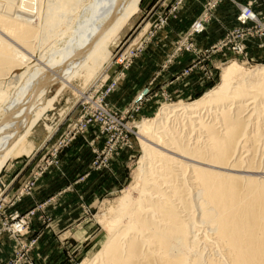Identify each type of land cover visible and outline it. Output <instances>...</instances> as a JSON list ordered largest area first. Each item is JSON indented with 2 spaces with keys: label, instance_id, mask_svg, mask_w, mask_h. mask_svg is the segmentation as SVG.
Segmentation results:
<instances>
[{
  "label": "rangeland",
  "instance_id": "rangeland-1",
  "mask_svg": "<svg viewBox=\"0 0 264 264\" xmlns=\"http://www.w3.org/2000/svg\"><path fill=\"white\" fill-rule=\"evenodd\" d=\"M86 1L81 0V3ZM196 1L201 4L200 10L195 6L188 9L187 5L190 2L195 5ZM209 1L140 0L137 11L109 43V61L106 63V57L95 70L97 72L103 67L96 81L92 76L90 80L86 79L81 73L82 76L73 78L62 90L59 91L60 83L51 88L47 100H54L28 135L24 154L8 160L0 171V193L6 189L1 198L6 201L3 215L10 216L16 212L19 222L25 225L20 233L13 232L14 222H8L7 227L0 229V246L5 241L4 249L0 248V264H44L49 260L51 264L95 262L97 252L112 233L111 226L118 221L122 210L120 205L136 201L143 187L145 177L142 170L148 164L144 160L139 126L150 123L178 105L192 104L215 90L228 66L236 65L240 69L236 76L238 82L248 81L255 70L264 67L262 36L248 37L242 54H235L231 47L216 48L230 31L239 26L237 4L249 5L258 17H264V0H226L208 11ZM66 3L56 1L49 7L48 16L54 17L52 22L46 21L42 14L47 12L41 11L38 14L42 20L37 26V38L29 41L32 48H17L13 42L11 50L8 49L11 54L8 50L6 52L8 56L15 58L16 52L21 51L26 59L33 61L30 51L37 55L52 40H58L59 35L67 33L82 8H75V4L71 8L72 15H65L66 12L61 15L56 10L51 12L57 8L56 4L68 8ZM1 5L0 0V8ZM222 5L228 6L219 15L217 11ZM256 6L261 11H257ZM198 22L203 25V31L193 33L192 27ZM219 23L223 31L217 37L213 31L219 30ZM245 28L254 32V24ZM34 29L36 31V27ZM2 31L0 27V39L6 37ZM42 35L46 37L45 43L44 40L40 43H44L43 49L38 43ZM22 72L21 67H16L14 74ZM165 125L159 127L158 132L163 131ZM50 130L52 132L48 134ZM258 143L257 153L261 154L264 145L260 146V143L264 140ZM258 154L255 153V157L258 156L256 164L260 163L259 167L251 171L264 173V157L258 160L264 153ZM45 176L50 185L37 195V185ZM258 176L255 178H264ZM186 177L181 178L182 182ZM52 205H56L55 209L50 208ZM55 212L59 219L57 222L64 226L52 228ZM195 215L197 219L199 212ZM75 219L76 224L73 222ZM198 224L203 226L200 221ZM1 225L0 219V228ZM76 225L78 229H74ZM197 225L192 231H195L197 242H201L197 243L198 249L194 253H202L204 260L216 258L215 261L221 260L220 263L224 264V252L220 247L217 246L219 250L216 248L213 232L209 231L208 225L204 224V228ZM65 227V231L82 233L77 231V235L72 233L63 242H58L59 252L53 258H38L47 241L41 242L42 230L56 231ZM208 235L211 239L206 237ZM43 238L49 240L52 237ZM55 238L60 241V235Z\"/></svg>",
  "mask_w": 264,
  "mask_h": 264
},
{
  "label": "bare ground",
  "instance_id": "bare-ground-1",
  "mask_svg": "<svg viewBox=\"0 0 264 264\" xmlns=\"http://www.w3.org/2000/svg\"><path fill=\"white\" fill-rule=\"evenodd\" d=\"M1 1L0 27L6 39H0V171L24 154L28 135L54 100H47V94L55 84H61L60 91L79 75L99 78L103 67L95 70L106 57L109 61V43L140 0ZM56 1L69 5L63 10L56 4L51 12L61 15H72L75 4L82 8L70 30L44 49L42 35L38 43L44 40L43 50L29 52L33 61L18 50L15 58L8 56L13 42L17 48H32L29 41L37 38L42 20L38 14L44 10L43 17L52 22L48 12ZM16 67L23 69L20 75L14 74ZM239 70L228 66L215 90L139 126L149 166L142 170L143 187L136 201L122 202L118 221L91 264H221L216 258L204 263L202 253H194L198 239L192 229L199 221L213 232L224 264H264V178H255L264 173L252 172L260 164L256 144L264 140V67L238 82Z\"/></svg>",
  "mask_w": 264,
  "mask_h": 264
},
{
  "label": "built area",
  "instance_id": "built-area-1",
  "mask_svg": "<svg viewBox=\"0 0 264 264\" xmlns=\"http://www.w3.org/2000/svg\"><path fill=\"white\" fill-rule=\"evenodd\" d=\"M226 0H210L208 3V11H211L215 9L220 3ZM239 16L237 18V22L239 23V26L237 29H234L233 32L230 31L228 35L226 36V39L221 41L217 46V50H222L227 47H231L232 51L235 54H242L244 50V41L248 37L258 36V37H264V17H258L252 10L251 6L243 7L242 5H238ZM248 24H254V32H251L250 29L245 28ZM203 31V25L198 23H195L192 27L193 33H201ZM6 189L3 188V191L0 193V219L2 220V225L0 229H3L4 227H7L8 222H14V226L12 227V230L14 233H20L25 225L23 222H19V215L18 213H12L10 216L3 215L4 206L6 204V201L1 200L3 194H5ZM4 221V222H3Z\"/></svg>",
  "mask_w": 264,
  "mask_h": 264
},
{
  "label": "crops",
  "instance_id": "crops-1",
  "mask_svg": "<svg viewBox=\"0 0 264 264\" xmlns=\"http://www.w3.org/2000/svg\"><path fill=\"white\" fill-rule=\"evenodd\" d=\"M259 0H257V2H258ZM196 4L194 5V4H192L191 5V2L189 3L190 5H187L188 6V9L189 8H192V7H196V8H198L199 10H200V6H201V4H199L197 1L195 2ZM187 6H186V9H187ZM228 5H222L219 9H218V14L220 15V14H223V12H225V7H227ZM257 11H261V8H258V6H256V8H255ZM254 9V10H255ZM262 10H264V9H262ZM219 22V21H218ZM219 30H214L213 32H214V34H216L217 35V37H218V35H220V34H222L221 32L223 31L222 29H220V28H222L221 26V24L219 23ZM210 40H214V41H216V39H211L210 38ZM13 175V173L10 175V177ZM72 175V174H71ZM10 177H8V178H10ZM47 182H48V180H47V177L45 176L44 177V179H42V180H40V183L37 185V188H36V192H37V195H41V193L42 192H45L46 190H47V188L49 187V183L47 184ZM52 186H54V185H52ZM12 187V186H11ZM10 190V189H9ZM56 206V205H55ZM55 206L54 205H52L50 208L51 209H55ZM57 212H55V217L53 218V222H52V224H51V226H52V228L53 227H58V226H60V225H62V226H64V224H61V222L60 223H58L57 221L59 220V219H57ZM67 219H69L70 220V218H67ZM75 224H76V219L73 221ZM34 228H36V222L34 221ZM70 225V224H69ZM68 226V225H67ZM79 227L76 225L75 226V228L74 229H78ZM65 229H66V227L65 228H58L56 231L54 230V229H52V230H42V234H43V237H52L51 239H49L48 240V238H40L41 239V242H42V244H43V241H46V239H47V241L45 242V244L43 245L44 246V248H42L40 251H39V253H38V258H53L55 255H56V252H59V249H58V247H56L57 245H58V242H63L62 240L63 239H65V238H67V236H71L72 235V233L74 234V236H75V234L77 235V231L78 230H71V231H65ZM35 230V229H34ZM79 233H82L81 231H78ZM62 233H65V234H62ZM54 235H55V237H56V235H60V241H57V239L54 237ZM65 241V240H64ZM5 243V241L3 242H1V246H0V248H2V249H4V244ZM55 243V244H54ZM60 244H62V243H60ZM63 251H64V249H63ZM60 254V253H59ZM50 261V260H49ZM49 261L47 262V261H44V264H51V263H49ZM42 264V263H41Z\"/></svg>",
  "mask_w": 264,
  "mask_h": 264
}]
</instances>
